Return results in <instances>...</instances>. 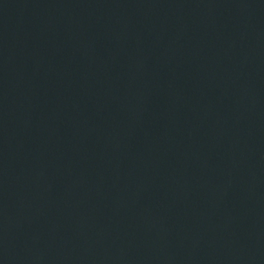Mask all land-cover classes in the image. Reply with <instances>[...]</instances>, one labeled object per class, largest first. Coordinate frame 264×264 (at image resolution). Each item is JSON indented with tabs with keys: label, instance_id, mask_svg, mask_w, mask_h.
<instances>
[{
	"label": "water",
	"instance_id": "water-1",
	"mask_svg": "<svg viewBox=\"0 0 264 264\" xmlns=\"http://www.w3.org/2000/svg\"><path fill=\"white\" fill-rule=\"evenodd\" d=\"M0 264H264V0H0Z\"/></svg>",
	"mask_w": 264,
	"mask_h": 264
}]
</instances>
